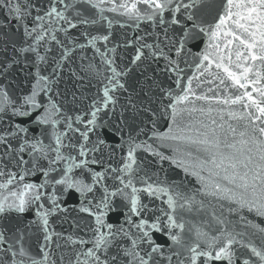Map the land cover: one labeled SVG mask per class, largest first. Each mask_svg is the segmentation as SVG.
I'll list each match as a JSON object with an SVG mask.
<instances>
[{
  "label": "snow or ice",
  "instance_id": "1",
  "mask_svg": "<svg viewBox=\"0 0 264 264\" xmlns=\"http://www.w3.org/2000/svg\"><path fill=\"white\" fill-rule=\"evenodd\" d=\"M0 13L22 35L0 60V219L34 216L0 227V264H264V0H0ZM115 27L136 31L110 46ZM145 62L174 85L148 105L125 79ZM66 68L95 92L68 99Z\"/></svg>",
  "mask_w": 264,
  "mask_h": 264
},
{
  "label": "water",
  "instance_id": "2",
  "mask_svg": "<svg viewBox=\"0 0 264 264\" xmlns=\"http://www.w3.org/2000/svg\"><path fill=\"white\" fill-rule=\"evenodd\" d=\"M135 31V29H120L119 27H115L113 29L110 46L122 44L124 41V36L127 35L128 37H132L135 34ZM21 41L22 35L21 32L17 30L16 22L14 20L8 19L5 14L0 13V60L10 57L12 54V44L15 43L19 45ZM5 48H7V51H4ZM131 51L132 49L125 50L122 47H118L117 62L121 63L122 65L127 64V55L131 53ZM89 55L91 56V52H89ZM121 55L125 57L122 62L120 61ZM71 67H77V65H72ZM12 75L15 80V90L17 92H26L30 86V78L26 75V72L18 67L13 70ZM81 75H83V73H81ZM125 79L126 86L129 88L134 100H136L138 103H143L144 105H148L150 98L154 99L157 95H159L157 91V85H161L163 87H174L171 81L159 71L155 64H149L148 62H145V64L139 68H134ZM92 83H95V81ZM204 87H208V85H205ZM58 88L62 93L68 95V99H71V94L73 92H75L77 95L83 94L89 97L95 92V88L89 84L88 80H76L71 76L68 68L65 69L63 78ZM145 93L148 95L146 96ZM125 95H121V103L125 102ZM151 106L155 107V104H152ZM131 115V113H127L126 118H131ZM135 119L137 121H143L148 119V116L146 113L141 112L139 116L135 117ZM107 138L111 139L110 136ZM164 167L167 178L170 181L188 184L189 187L195 186L194 178L186 177L182 170L175 167H169L167 163H165ZM163 175L164 174H162V176ZM67 203L71 207L72 205L78 203V201L75 199V197H70ZM71 215L75 216V213L73 212ZM32 219H34V216L30 212L25 213L22 217H17L15 214H13L6 218L0 219V227L7 228L9 230L25 228V225H27ZM55 228L57 231L71 233L73 231L71 218H69L67 222L56 223ZM32 232L33 235L31 236L28 243L31 245L32 250L37 252L38 241L42 240V235L35 228L32 229Z\"/></svg>",
  "mask_w": 264,
  "mask_h": 264
}]
</instances>
